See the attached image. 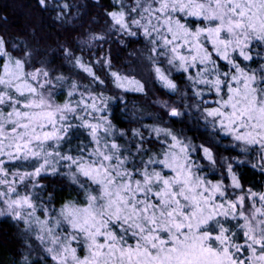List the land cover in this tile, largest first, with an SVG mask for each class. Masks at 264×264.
<instances>
[{
    "label": "snow or ice",
    "instance_id": "snow-or-ice-1",
    "mask_svg": "<svg viewBox=\"0 0 264 264\" xmlns=\"http://www.w3.org/2000/svg\"><path fill=\"white\" fill-rule=\"evenodd\" d=\"M93 2L102 24L36 0L54 33L0 32L11 264H264V0ZM141 64L164 96L129 109Z\"/></svg>",
    "mask_w": 264,
    "mask_h": 264
},
{
    "label": "trees",
    "instance_id": "trees-1",
    "mask_svg": "<svg viewBox=\"0 0 264 264\" xmlns=\"http://www.w3.org/2000/svg\"><path fill=\"white\" fill-rule=\"evenodd\" d=\"M69 3H82L87 5V7L83 9L86 13L82 18L83 23L87 24L91 21L92 17H96L99 24L103 23V18L99 15L100 9L94 4L93 0H69ZM100 3L107 5L109 0H100ZM73 11H75V9H73ZM5 17L7 18L6 20L4 19ZM37 22L41 24L46 32L54 33L49 15L44 14L41 18V14L36 8V0H0V32L7 31L13 35L24 34ZM98 26L99 25H94V27ZM107 47L108 46L105 45V48ZM111 47L114 66L121 70H126V61L135 59L134 57H129L128 54L133 49L140 47V45L137 41L133 40L129 42L127 48L116 44H113ZM140 69L138 75L139 78L148 82V88L150 89L149 96L144 97L138 93H127V106L129 109H133V106L137 108L151 107V99L155 98L156 95L164 96L163 90L153 83L147 65L141 64ZM98 74L102 75V73ZM123 107V104L119 105L118 108L114 105V108H116V115L120 118L121 126L127 127V121L123 119ZM152 110L155 111L154 108ZM15 232L16 229L10 222L0 220V264H11L14 258L16 250Z\"/></svg>",
    "mask_w": 264,
    "mask_h": 264
}]
</instances>
